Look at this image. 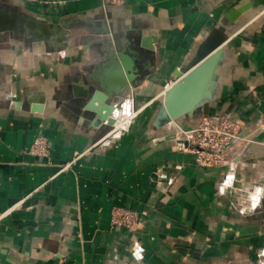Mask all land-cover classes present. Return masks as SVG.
I'll return each mask as SVG.
<instances>
[{"label":"crops","instance_id":"0c3cea01","mask_svg":"<svg viewBox=\"0 0 264 264\" xmlns=\"http://www.w3.org/2000/svg\"><path fill=\"white\" fill-rule=\"evenodd\" d=\"M217 27L228 37L224 62L202 113L239 120L247 143L234 166L206 168L177 150L173 125L152 121L174 74ZM111 55L142 77L133 84L140 115L114 136L83 110L84 97L110 83ZM37 137L51 147L49 164L27 154ZM113 207L135 211L137 227L112 230ZM257 263L264 0H0V264Z\"/></svg>","mask_w":264,"mask_h":264},{"label":"water","instance_id":"95a60500","mask_svg":"<svg viewBox=\"0 0 264 264\" xmlns=\"http://www.w3.org/2000/svg\"><path fill=\"white\" fill-rule=\"evenodd\" d=\"M245 9L242 6L231 11L226 19L235 21ZM61 27L65 28V25L58 28ZM36 28L42 31L40 25ZM56 38L60 40V36ZM227 38L224 28L213 29L199 44L185 67L177 70L172 85L174 87L163 95L161 105L153 118L154 128L161 129L180 119L192 120L215 99L218 70L224 62V44ZM142 43L148 47L145 40ZM110 64L112 68L108 86L98 84L99 90L86 95L83 102V110L92 115L95 126L104 123L107 129L115 124L122 98L130 91L134 80L120 56H110ZM178 144L186 145L185 142Z\"/></svg>","mask_w":264,"mask_h":264},{"label":"built area","instance_id":"2783aa9c","mask_svg":"<svg viewBox=\"0 0 264 264\" xmlns=\"http://www.w3.org/2000/svg\"><path fill=\"white\" fill-rule=\"evenodd\" d=\"M123 2L124 0H103V6H106L105 4H122ZM132 116L131 112L129 117H126L127 119L118 117L119 123L126 124L132 119ZM112 127H114L112 132L117 130V134L122 129H116L115 124ZM175 128L177 134L174 135L173 142L177 149L183 153L191 154L196 164L201 167L234 166V158L240 150L238 145L246 141L243 135L247 130L245 125L239 120L228 117L203 118L192 127L180 128L177 126ZM178 142H185L186 145L178 144ZM27 154L37 157L45 163L51 162V147L43 137L34 139ZM74 162L75 160L63 165L61 171L70 168ZM137 224L138 217L135 211L125 207H113L111 209L110 226L112 230L132 231L137 227ZM134 255L136 259H142L138 249L134 251Z\"/></svg>","mask_w":264,"mask_h":264},{"label":"rangeland","instance_id":"374dc122","mask_svg":"<svg viewBox=\"0 0 264 264\" xmlns=\"http://www.w3.org/2000/svg\"><path fill=\"white\" fill-rule=\"evenodd\" d=\"M102 3H103V0H102ZM125 3V0H124V2L122 3V4H115L116 6L117 5H123ZM106 6H115L114 4L112 5V4H105ZM65 35V34H64ZM111 56H113V55H111ZM142 77H141V74H138L137 73V75H136V77H134V80H133V84L135 83V82H137V81H139L140 79H141ZM173 83H174V81L172 82V85H173ZM171 85V86H172ZM133 89H134V85H132V87H131V89H130V91L129 92H126L125 93V95L123 96V98H122V102H121V106H120V109L118 110L119 111V118L120 119H125L126 117L128 118L129 117V115H130V113L132 112V114H133V116H132V119L130 120V121H128V122H126V124L124 123H119L118 124V126H116V129H121V131H120V133L119 134H117L118 133V131L117 130H115V132H112L113 131V129H114V127H111V129H109L108 131H107V134H109V133H111V136H114V135H120V134H122V133H125V132H128L129 130H130V128L133 126V123L135 122V120L137 119V117L140 115V112H141V108H137L136 106H135V96H134V93H133ZM168 90V89H167ZM166 90V91H167ZM166 91H164L162 94L164 95L165 93H166ZM162 99H163V96H162ZM162 99H161V101H162ZM160 105H161V102L159 103V107H160ZM159 107H158V109H159ZM158 109H157V111H158ZM157 111H156V113H157ZM156 113H155V115H156ZM154 115V116H155ZM141 116H142V114H141ZM126 118V119H127ZM154 118V117H153ZM203 118H210V116L209 115H207V114H205V113H202V112H200L198 115H196L193 119H195V121H194V124L193 125H195L198 121H200V120H202ZM117 120H118V118H116ZM192 119V120H193ZM119 121V120H118ZM122 121V120H121ZM169 125H173V127H180V128H182L181 126H179L178 124H177V122H173V123H171V124H169ZM175 134H177L176 133V131H175V133H174V135ZM178 136V135H177ZM178 150V149H177ZM179 151V150H178ZM181 152V151H180ZM188 154V153H187ZM196 163V162H195ZM206 168H209V167H206ZM213 168H221V167H213ZM111 227V226H110Z\"/></svg>","mask_w":264,"mask_h":264},{"label":"bare ground","instance_id":"6f19581e","mask_svg":"<svg viewBox=\"0 0 264 264\" xmlns=\"http://www.w3.org/2000/svg\"><path fill=\"white\" fill-rule=\"evenodd\" d=\"M173 87H174V86L169 87V89H168L166 92H168L170 89H173ZM118 124H119V121L116 119L115 126H118Z\"/></svg>","mask_w":264,"mask_h":264}]
</instances>
